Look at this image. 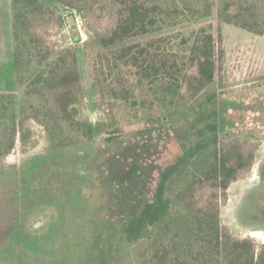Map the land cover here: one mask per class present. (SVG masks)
<instances>
[{
  "label": "trees",
  "instance_id": "trees-1",
  "mask_svg": "<svg viewBox=\"0 0 264 264\" xmlns=\"http://www.w3.org/2000/svg\"><path fill=\"white\" fill-rule=\"evenodd\" d=\"M53 1L77 10L89 44L111 52L113 59L100 53L96 62L102 73L118 69L114 81L120 86H110L114 99L157 109L158 117L150 120L175 130L181 143V153L160 171L152 196L127 215L123 235L133 263L264 264V243L233 235L221 219L228 189L251 171L256 147L249 151L238 140L220 138L215 72L224 52L212 24L135 41L214 13L220 27L264 35V0ZM11 9L15 82L28 100L19 105L18 93L0 94L1 156L18 142L30 145L33 122L45 127L51 150L92 140L99 127L84 116L75 48L60 49L52 34L63 25L62 16L43 0H11ZM73 39L81 38L76 33ZM121 67L134 71V85ZM97 81L108 89L106 79ZM138 169L134 164L123 180L133 179Z\"/></svg>",
  "mask_w": 264,
  "mask_h": 264
},
{
  "label": "rangeland",
  "instance_id": "rangeland-1",
  "mask_svg": "<svg viewBox=\"0 0 264 264\" xmlns=\"http://www.w3.org/2000/svg\"><path fill=\"white\" fill-rule=\"evenodd\" d=\"M43 1L63 18L61 27L52 28L53 38L60 49L74 46L82 75L84 116L99 128L90 141L51 150L45 127L33 122L28 147L18 142L5 157L0 153V264H134L123 235L127 215L152 196L160 171L181 153V143L175 130L150 120V116L158 117L157 109L114 99L110 86H120L114 81L118 69L102 73L97 68L100 53L110 59L112 54L89 44L81 14L59 2ZM209 23L224 52L215 72L220 86V138L238 140L249 151L256 147L251 171L228 189L221 219L233 235L252 237L262 244L264 38L229 24L225 30L227 24L220 27L214 13L198 23L135 41ZM76 33L79 41L73 39ZM120 70L134 85V71ZM98 77L107 80L108 89L104 82L98 83ZM3 92L18 93L19 105L28 100L15 82L11 0H0V94ZM2 140L0 131V143ZM134 164L139 165L136 175L124 181V174Z\"/></svg>",
  "mask_w": 264,
  "mask_h": 264
},
{
  "label": "water",
  "instance_id": "water-1",
  "mask_svg": "<svg viewBox=\"0 0 264 264\" xmlns=\"http://www.w3.org/2000/svg\"><path fill=\"white\" fill-rule=\"evenodd\" d=\"M68 20H69V23H70V25H73L74 24V16L73 15H70V16H68Z\"/></svg>",
  "mask_w": 264,
  "mask_h": 264
},
{
  "label": "crops",
  "instance_id": "crops-1",
  "mask_svg": "<svg viewBox=\"0 0 264 264\" xmlns=\"http://www.w3.org/2000/svg\"><path fill=\"white\" fill-rule=\"evenodd\" d=\"M229 26H228V24L226 25V27H225V30H227V28H228ZM249 34H252V33H250V32H248ZM255 37H261L262 39L264 38V35H255ZM226 40H227V38H226Z\"/></svg>",
  "mask_w": 264,
  "mask_h": 264
}]
</instances>
